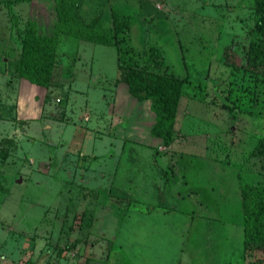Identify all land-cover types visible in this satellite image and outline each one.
<instances>
[{"label":"rangeland","instance_id":"374dc122","mask_svg":"<svg viewBox=\"0 0 264 264\" xmlns=\"http://www.w3.org/2000/svg\"><path fill=\"white\" fill-rule=\"evenodd\" d=\"M61 14L112 43L56 33L31 84L23 32ZM256 21L253 0H0V264H264L240 197L264 186ZM120 64L184 77L168 144Z\"/></svg>","mask_w":264,"mask_h":264},{"label":"trees","instance_id":"16d2710c","mask_svg":"<svg viewBox=\"0 0 264 264\" xmlns=\"http://www.w3.org/2000/svg\"><path fill=\"white\" fill-rule=\"evenodd\" d=\"M253 2L257 13L255 31L259 34L254 50L264 56V0ZM64 17L65 15L61 14L58 18V22L64 21V28L54 24L53 35L49 37L38 34L32 23H29L23 32L22 48L13 66L19 76L27 82L36 85H46L49 82L56 33L63 32L94 43H112L111 31L101 27L99 23L93 21L82 25ZM62 18L64 20H60ZM118 80L138 99H150V106L155 113L152 131L164 144H168L173 139V122L184 77L120 64ZM240 197L244 218L243 245L246 248H251L252 244L264 245V186H244L240 190Z\"/></svg>","mask_w":264,"mask_h":264},{"label":"crops","instance_id":"0c3cea01","mask_svg":"<svg viewBox=\"0 0 264 264\" xmlns=\"http://www.w3.org/2000/svg\"><path fill=\"white\" fill-rule=\"evenodd\" d=\"M3 70V66L2 65H0V72Z\"/></svg>","mask_w":264,"mask_h":264}]
</instances>
